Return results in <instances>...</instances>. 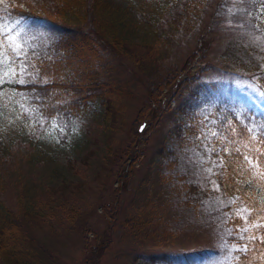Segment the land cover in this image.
Listing matches in <instances>:
<instances>
[{
	"label": "rangeland",
	"instance_id": "rangeland-1",
	"mask_svg": "<svg viewBox=\"0 0 264 264\" xmlns=\"http://www.w3.org/2000/svg\"><path fill=\"white\" fill-rule=\"evenodd\" d=\"M133 1L136 12H143L159 38L170 39L171 45L155 53L152 61L160 57L161 63L153 66L152 57H143L152 29L145 30L139 21L138 26L117 21L114 30L131 49H108V66L100 71L105 84L118 88L114 105L108 111L105 99L90 104L68 125L45 122L26 93L16 88L37 72L18 59L27 51L22 40H16L22 45L20 55L9 46L7 37L16 32H6L10 27L0 23L1 203L16 212L27 209L39 216L42 211L53 219L51 228L41 219L30 228L56 246L63 264H134L133 256L140 252L202 247L235 257L259 225L258 219L247 220L250 207L236 204L237 193L226 197L212 191L198 203L185 200L188 179L217 189L210 161L195 150L175 164L167 158L152 164L140 154L134 160L132 151L129 170L119 161L142 123L135 147L147 140L152 144L171 124L177 96L172 98L169 89L158 92V108H149L153 89L163 85L158 79L169 71L178 68L179 79L197 72L205 80L226 76L230 69L243 72L241 80L248 81V75L256 77L264 69V7L249 0H203L197 1L198 11L191 6L189 13L184 0ZM168 101L170 106L162 109Z\"/></svg>",
	"mask_w": 264,
	"mask_h": 264
},
{
	"label": "trees",
	"instance_id": "trees-1",
	"mask_svg": "<svg viewBox=\"0 0 264 264\" xmlns=\"http://www.w3.org/2000/svg\"><path fill=\"white\" fill-rule=\"evenodd\" d=\"M197 1L202 3L203 0H184L189 13L191 6L198 11ZM249 1L255 7H264V0ZM133 2L4 0L0 3L2 26L8 25L15 32L22 30L18 38L27 51L18 59L37 72L34 77L28 74L25 82L15 86L26 93L33 109L45 122L54 119L56 123L64 121L68 125L90 104L101 103L103 99L106 110L110 111L118 88L113 83L105 84V78H101L100 71L109 63L104 54L108 49L117 53H129L131 49L115 32L117 21L137 26L139 21L146 25L145 30L152 29L147 16L137 13ZM151 31L154 36L146 40L150 49L143 57H152L149 64L154 66L156 62L161 63L160 57L152 61L155 53L160 55L161 47L167 48L172 42L166 37L159 38L157 30ZM175 69L166 73L163 80L158 79L159 85H163L156 92L157 87L154 88L149 99V108L156 109L161 99L158 92L164 87L169 89L172 98L177 96L174 110L171 108L174 117L171 124L152 144L147 140L139 147L133 144L140 133L136 130L134 140L123 148L120 167L126 166L129 170L133 164L127 161L131 151L134 160L139 159L140 154V158L147 157L145 160L152 164L166 158L168 164H175L195 150L197 156L202 155L211 162L218 187L188 179L184 183L185 200L198 203L212 191L226 197L237 193L236 204L250 207L247 220L258 219L259 225L253 231V239L239 248L235 257L216 247H202L180 252H140L133 256L134 264H264V69L259 70L256 77L248 75V81L241 80L243 72L237 71L238 74L230 69L226 76L219 78L204 80L201 73L194 72L179 79L180 73ZM162 105L164 109L170 103ZM116 173L117 177H122L120 171ZM118 190L116 187L112 194ZM1 201L0 259L3 264H63L56 246L30 228L33 224L40 225L41 220L45 221V227L51 228L53 219L42 211L39 216L27 209L16 212ZM110 207L111 211L114 206L110 203Z\"/></svg>",
	"mask_w": 264,
	"mask_h": 264
},
{
	"label": "snow or ice",
	"instance_id": "snow-or-ice-1",
	"mask_svg": "<svg viewBox=\"0 0 264 264\" xmlns=\"http://www.w3.org/2000/svg\"><path fill=\"white\" fill-rule=\"evenodd\" d=\"M4 0H0V3H3ZM6 32H11L12 29H5ZM22 30H17L15 35H11L8 36L7 39L10 41V47L12 48V50L14 52H16L17 55H20V49L22 48V45L19 43H16L17 37L21 35ZM0 47H3V41H0ZM0 63H3V61H0ZM4 75H7V73H5ZM248 158L245 157V160H247Z\"/></svg>",
	"mask_w": 264,
	"mask_h": 264
},
{
	"label": "water",
	"instance_id": "water-1",
	"mask_svg": "<svg viewBox=\"0 0 264 264\" xmlns=\"http://www.w3.org/2000/svg\"><path fill=\"white\" fill-rule=\"evenodd\" d=\"M143 127V123L140 125L139 130Z\"/></svg>",
	"mask_w": 264,
	"mask_h": 264
}]
</instances>
